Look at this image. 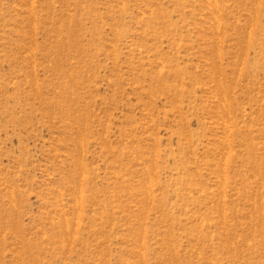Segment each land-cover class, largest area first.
Returning <instances> with one entry per match:
<instances>
[{
	"label": "rangeland",
	"instance_id": "obj_1",
	"mask_svg": "<svg viewBox=\"0 0 264 264\" xmlns=\"http://www.w3.org/2000/svg\"><path fill=\"white\" fill-rule=\"evenodd\" d=\"M0 264H264V0H0Z\"/></svg>",
	"mask_w": 264,
	"mask_h": 264
}]
</instances>
